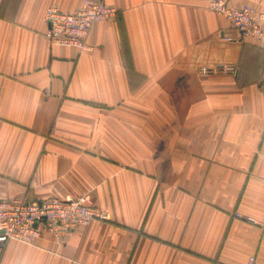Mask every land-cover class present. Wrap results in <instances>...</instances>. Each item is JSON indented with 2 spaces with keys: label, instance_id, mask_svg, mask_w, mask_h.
<instances>
[{
  "label": "crops",
  "instance_id": "obj_1",
  "mask_svg": "<svg viewBox=\"0 0 264 264\" xmlns=\"http://www.w3.org/2000/svg\"><path fill=\"white\" fill-rule=\"evenodd\" d=\"M209 1L106 0L81 51L45 13L82 0H0V199L88 195L107 216L9 240L0 264H264L246 220L264 221V41L231 39Z\"/></svg>",
  "mask_w": 264,
  "mask_h": 264
},
{
  "label": "built area",
  "instance_id": "obj_2",
  "mask_svg": "<svg viewBox=\"0 0 264 264\" xmlns=\"http://www.w3.org/2000/svg\"><path fill=\"white\" fill-rule=\"evenodd\" d=\"M209 8L232 25L235 35L231 39L253 37L264 41V11L249 4L232 7L226 0H210ZM116 14L117 9L106 0H82L81 6L73 11L61 10L57 3H52L45 13L46 37L52 44L87 51L94 23L113 19ZM202 70L206 73L211 69L203 67ZM236 216L242 215L236 213ZM106 219V213L95 207L88 195L74 199L52 196L32 202L0 199V246L9 240L32 244L43 231L63 241L78 227ZM246 220L260 225L264 236V221L253 217H246ZM246 264H260L257 255H250Z\"/></svg>",
  "mask_w": 264,
  "mask_h": 264
}]
</instances>
